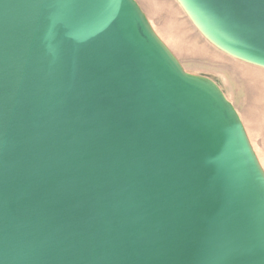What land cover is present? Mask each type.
I'll use <instances>...</instances> for the list:
<instances>
[{"label": "water", "instance_id": "1", "mask_svg": "<svg viewBox=\"0 0 264 264\" xmlns=\"http://www.w3.org/2000/svg\"><path fill=\"white\" fill-rule=\"evenodd\" d=\"M176 2L264 69V0ZM0 264H264L245 126L136 0H0Z\"/></svg>", "mask_w": 264, "mask_h": 264}, {"label": "rangeland", "instance_id": "2", "mask_svg": "<svg viewBox=\"0 0 264 264\" xmlns=\"http://www.w3.org/2000/svg\"><path fill=\"white\" fill-rule=\"evenodd\" d=\"M136 1L185 70L219 84L236 108L264 169V69L217 50L194 27L176 0Z\"/></svg>", "mask_w": 264, "mask_h": 264}]
</instances>
